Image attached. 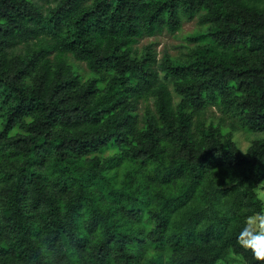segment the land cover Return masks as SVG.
<instances>
[{
  "label": "trees",
  "instance_id": "obj_1",
  "mask_svg": "<svg viewBox=\"0 0 264 264\" xmlns=\"http://www.w3.org/2000/svg\"><path fill=\"white\" fill-rule=\"evenodd\" d=\"M263 183L264 0H0V264H264Z\"/></svg>",
  "mask_w": 264,
  "mask_h": 264
},
{
  "label": "rangeland",
  "instance_id": "obj_2",
  "mask_svg": "<svg viewBox=\"0 0 264 264\" xmlns=\"http://www.w3.org/2000/svg\"><path fill=\"white\" fill-rule=\"evenodd\" d=\"M197 29L195 20L191 21H186L183 23L181 28L171 34V33H166L163 32L162 34L159 35H154L150 37H145L143 38L138 45L139 46H144L148 43H152L153 47L155 48V51L157 52L158 58H160L164 52H167L171 56L179 54L181 51L185 50V46L187 45V36L195 31ZM70 62L73 65H76L77 67L80 68L81 71L86 73L84 69V65L82 63L78 64V62L74 61L72 58L69 59ZM176 98V97H175ZM215 110L214 108H212ZM211 115L214 118H218L219 112L215 111L214 114L211 113ZM235 140L237 144L245 150L251 140L255 138V134H248L243 131H238L235 134ZM258 194L260 197H262V200L264 201V183L260 185L258 189ZM260 224V221L258 222ZM218 264H244L243 260L241 257L234 255V254H228L224 258H222Z\"/></svg>",
  "mask_w": 264,
  "mask_h": 264
},
{
  "label": "clouds",
  "instance_id": "obj_3",
  "mask_svg": "<svg viewBox=\"0 0 264 264\" xmlns=\"http://www.w3.org/2000/svg\"><path fill=\"white\" fill-rule=\"evenodd\" d=\"M257 259H264V256H257Z\"/></svg>",
  "mask_w": 264,
  "mask_h": 264
},
{
  "label": "snow or ice",
  "instance_id": "obj_4",
  "mask_svg": "<svg viewBox=\"0 0 264 264\" xmlns=\"http://www.w3.org/2000/svg\"><path fill=\"white\" fill-rule=\"evenodd\" d=\"M260 255L264 256V251H262V252L260 253Z\"/></svg>",
  "mask_w": 264,
  "mask_h": 264
}]
</instances>
